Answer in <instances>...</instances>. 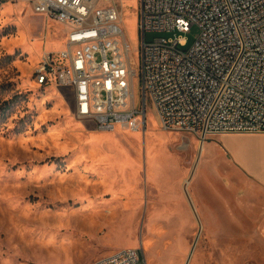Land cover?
Segmentation results:
<instances>
[{"label":"rangeland","instance_id":"374dc122","mask_svg":"<svg viewBox=\"0 0 264 264\" xmlns=\"http://www.w3.org/2000/svg\"><path fill=\"white\" fill-rule=\"evenodd\" d=\"M114 1L136 71L138 0ZM66 31L33 13L28 0H0V264H90L123 248H138L147 264H173L166 260L171 230L186 243L177 247L186 250L181 264H264V224L255 221L262 218L249 224L243 215V229L201 224L209 214L192 204L217 193L234 199L258 192L200 171V144L218 138L163 130L150 109L142 130L102 131L75 115L71 88L37 84L42 54L60 50ZM198 34L196 26L176 32L186 41L180 49ZM173 36L146 32L144 42ZM133 95L138 99L136 75ZM153 224L161 228L149 232ZM255 231L261 245L237 239Z\"/></svg>","mask_w":264,"mask_h":264},{"label":"built area","instance_id":"2783aa9c","mask_svg":"<svg viewBox=\"0 0 264 264\" xmlns=\"http://www.w3.org/2000/svg\"><path fill=\"white\" fill-rule=\"evenodd\" d=\"M28 4L67 29L61 49L41 56L33 72L37 84L71 88L75 115L92 119L99 130H142L150 109L163 130L202 138L264 133V0H138L136 71L114 0ZM192 26L199 30L196 40L180 49L186 41L175 33ZM146 32L174 36L146 43ZM90 264L146 262L138 248H123Z\"/></svg>","mask_w":264,"mask_h":264},{"label":"crops","instance_id":"0c3cea01","mask_svg":"<svg viewBox=\"0 0 264 264\" xmlns=\"http://www.w3.org/2000/svg\"><path fill=\"white\" fill-rule=\"evenodd\" d=\"M214 138H218V142L211 143L212 141L210 140L207 144L206 142L200 144V149L203 151V157L198 166L200 171L210 174L212 170L218 175L217 177L226 182L228 181L227 178L232 177L239 182L245 183V186L250 190H258V192L241 191L234 199H229L226 195L220 193L213 195L212 199L210 196L197 198L196 202H192L196 212L209 214L208 219L206 221L199 220L200 223H228L243 229L241 224H245V218L248 217L249 224H253V221L260 217V219H263L262 222L259 220L255 221L258 224H264V133L222 134L216 135ZM202 176L205 175L202 174ZM256 203H260L262 208H258ZM232 204L237 209L232 210L230 207ZM209 218L212 220H209ZM158 228L160 227L153 224L149 232ZM174 234V231L171 230L169 238H166L167 240L170 239L173 245L166 255V260L173 264H181L186 250L184 251L183 248L177 249V247L186 246V243L178 234ZM236 236L237 239L245 240L248 244H262L257 239V231L242 235L237 234ZM145 239L147 240L146 249H148L149 237L147 236ZM175 246L176 249H174ZM179 251L181 253H178Z\"/></svg>","mask_w":264,"mask_h":264},{"label":"bare ground","instance_id":"6f19581e","mask_svg":"<svg viewBox=\"0 0 264 264\" xmlns=\"http://www.w3.org/2000/svg\"><path fill=\"white\" fill-rule=\"evenodd\" d=\"M8 2H13V1H8ZM9 7H10V5L9 4H5L4 6H3V8H2V13L3 14H5L6 12H7V10L9 9ZM2 14V15H3ZM50 21V20H49ZM53 22V21H52ZM55 23V22H54ZM56 24H58V23H56ZM62 44V43H61ZM43 55V54H42ZM126 130H128L127 128H125ZM104 131H106V130H104ZM128 131H130V130H128ZM134 132H137V131H134ZM89 145V144H88ZM97 153V152H96ZM98 154V153H97ZM101 155V154H100ZM161 228V227H160ZM159 229V228H158ZM157 230V229H156ZM156 232V231H155ZM154 236V235H153ZM151 237L152 236H150L149 237V244H148V248H150V245H151ZM171 237V236H170ZM154 239V238H153ZM164 240V239H163ZM163 240H162V242H163ZM161 242V244H163ZM154 243V242H153ZM158 246V245H157ZM156 253V252H155ZM163 253V252H162ZM161 254V253H160ZM153 255H154V252H150V254H149V258L153 261V259H154V257H153ZM155 257H156V254H155ZM153 258V259H152ZM157 260V259H156ZM146 262V261H145Z\"/></svg>","mask_w":264,"mask_h":264}]
</instances>
